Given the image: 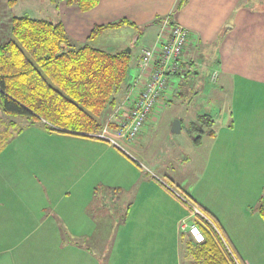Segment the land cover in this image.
I'll return each instance as SVG.
<instances>
[{"label":"crops","instance_id":"obj_1","mask_svg":"<svg viewBox=\"0 0 264 264\" xmlns=\"http://www.w3.org/2000/svg\"><path fill=\"white\" fill-rule=\"evenodd\" d=\"M245 1L219 0L223 4L221 21L208 22L204 27L195 16L187 14V6L183 9L185 22L178 20L182 13L181 0H100L87 11L68 5L64 0H51L56 19L50 21L64 24L72 47L88 43L96 48L118 52L121 51L122 39L106 42L109 37H116L114 32L127 30L128 40H134L137 34L150 32L155 27L154 40L145 48L152 47L162 30L164 19L170 17L190 31L184 58L192 62V68L183 77L177 75L171 80L160 104L144 125L140 138L130 143L133 154L101 139L75 135L80 138L78 144H82L87 152L91 150V142H94V150L98 154L88 155L81 151L76 160L75 156L44 158L45 166L39 164L37 172L45 179V188L36 186L34 190L43 189L39 197L45 196L47 201L40 207L47 208V213L41 215L35 210L36 217L30 222L24 221L26 229L30 225L32 227L22 238L21 234L16 235L15 182L10 181L7 184L10 188H6L12 191L13 197H10L11 193L6 195L0 191V264H116L117 251L120 252L121 248L125 249L124 254L132 249L134 258L125 264H184V257L190 253L189 241L193 240L190 227L193 224L199 226L198 215L201 213L212 223L215 222L235 256L244 264H261V259L257 257H264V217L256 207L262 199L264 201V51L254 63L248 60L247 70L241 55L236 68L233 63L227 68L220 93L231 108L228 107L229 118L220 110L223 120L219 131L212 129L214 134H209V130H205L200 144L195 145L190 125L198 123L200 116L209 114L188 119V134L179 142V151L176 150L178 159L170 155L167 159L170 163L180 162L184 166L182 172L164 169L168 167L165 162L159 160L157 157L160 156H156L154 151L150 152L155 138L150 139L148 133L155 126L165 125L166 114L161 111L166 101L183 93L187 80L193 79L196 74L193 73V66L197 65L206 50L212 49L206 45L212 43L207 35H214L216 31L228 34L237 28L243 45L252 43L254 50L255 42L259 43L258 47L264 44V0H247L251 8L245 7ZM232 9L235 10L233 17L236 20L229 21L231 17L228 14L222 19L223 13ZM249 16H252V21L246 22ZM123 19L134 24L107 28L94 39H89L95 26ZM142 51L134 60L131 59L135 72L130 76L128 74L125 84L116 94L115 106L106 109L102 123L122 105L126 85L138 75ZM215 71L210 75L211 80ZM217 73V79L212 81L219 79L220 73ZM174 117L181 121V131L173 133L181 135L184 117L176 114ZM225 117L227 122H224ZM171 125L172 122L168 126ZM191 156L201 157L202 168L196 169V172H191L190 169L194 168H189L194 164ZM39 160L43 162L42 158ZM102 160L103 172L99 176L92 171L89 174L86 164ZM71 168L73 170L69 171ZM107 169H111L112 174ZM116 174L124 175L123 180L108 178ZM101 175H106L107 180ZM83 181L82 185L91 184L87 192L80 186ZM234 184L235 190L230 191V186ZM85 193L90 196L86 197ZM74 195L77 198L69 208ZM92 201L99 211L113 210L114 205V208L119 205L124 209L119 222L110 216L105 218L104 223L116 227L113 247L106 254V263L94 254L87 241L93 236V227L101 222L87 211ZM65 202L68 205L62 206ZM75 209H80L77 214L80 221L75 219ZM83 221L87 222V228L82 225ZM20 222L17 221V224ZM250 257H253L252 262Z\"/></svg>","mask_w":264,"mask_h":264},{"label":"rangeland","instance_id":"obj_2","mask_svg":"<svg viewBox=\"0 0 264 264\" xmlns=\"http://www.w3.org/2000/svg\"><path fill=\"white\" fill-rule=\"evenodd\" d=\"M244 4L245 7L251 8L247 0ZM186 6L188 8L187 14L189 16H195V18L198 19L204 27L208 22L213 23V21H221L223 4L220 3L219 0H183L180 8L182 9V13L178 17V20L180 21L185 22L186 20V13L183 11ZM263 7L262 9H264ZM54 9L55 6L54 4H51V0H0V43L13 38L11 18L14 16L29 14L35 18L55 20L56 15ZM234 11V9L228 12L225 11L222 15V19L226 14H228L231 17L229 21H235L236 18L233 17ZM248 20L251 22L252 16H249V18L247 17L246 22ZM156 30L157 28L153 27L150 29V32L142 31V33L137 34V37H135L134 40H128V35L126 34L127 30H121V32H114L116 37L114 38L111 36L109 37L110 39L106 40V42L110 43L112 40L117 39L116 41H118L122 39V45L119 49H132L130 52L131 59L134 60L141 53L143 48L149 46L151 42H153L152 40H154ZM245 30L247 31V26L245 27ZM237 32L238 29L236 28L234 32L231 31V33L228 34H223V31H219L218 33L216 31L214 35H207L211 38L212 43H207L206 45H210L212 49L206 50L203 56H201L200 61L197 62V65H195V67L193 66V73L196 72V74L193 76V79L187 80L186 85L183 87V93L166 101V105L161 111L162 114H166L165 125L162 127L159 125L155 126L148 132L150 139L155 138L150 152L154 151L156 156H160L157 158L159 160H163L168 166L165 168L163 166L165 170H169L171 172H182L184 169V166L180 165V162L176 161V163H170L167 159L168 155L172 156V158H177L178 154L176 156L175 154L176 150L179 151V142L182 141V139H185L188 134L186 128H188L187 121L189 118L195 119L196 115L209 114V116H211L215 121L214 126L206 127L202 124L198 125L204 130L213 129L215 131H219L220 124L223 120L222 115H220V110H223V113L225 114L227 113L226 117L229 118L230 112L228 107L231 108V104L226 103L224 98H221L220 93L224 78L223 76L227 72L229 65L233 63L235 65L234 68H236L237 59L241 55L246 62L244 67L247 70L249 67L248 60L250 59V61L254 63L255 58L264 51V44L258 47L259 43L255 42L254 50L252 48V43L243 45L240 40V34ZM139 70L140 69L138 67V72ZM213 70H217L220 73L217 81L211 80L210 75ZM129 71V76L134 74L135 70L133 66H130ZM175 114L177 116L184 117V130L181 135L172 132V125L171 127L168 126L170 122L173 124L174 121L177 120L176 117H174ZM226 117L224 122H227ZM18 129L22 131L18 133ZM7 133H12V135L5 143H3V138ZM203 134L204 132L202 133L199 130H194L193 132L194 137L203 136ZM74 136L75 135L65 133H49L45 127H43V124H39L37 122L31 123L25 116L22 115H5L0 109V181H2L0 182V191H3L6 195L7 193H11L10 197H13L12 191H7L6 188L9 187L7 184L10 181L15 182V189H13V192L15 193L14 197L16 201V235L21 234V238L26 235L29 232L30 227H32L31 225H28L29 227L26 229L24 221L30 222L31 219H34L36 217L35 210L39 211V214L41 215H46L47 213V208L40 207L43 204L45 205L47 201L45 196L39 197L44 192L43 189L41 191L34 190L36 186H43L45 188V179L40 177V174L37 172L39 164L41 166H45V161H43L44 158L46 156H75L76 160L77 154L81 153V151L82 153H88V155L93 153L98 154L96 150H94V142H91V150H88L87 152L82 144H78L80 138ZM128 148L132 153L130 144H128ZM40 158H42L43 162L39 160ZM191 158L194 161V164L189 165V168H194V170L190 169V171L196 172V169L202 168L201 157L191 156ZM67 161H69V158H67ZM69 163L70 162L67 164ZM157 163L159 164V162ZM82 166H85V164ZM85 168H88V171L90 172L89 174H91L92 171L94 175L99 176L103 172V160L98 163L86 164ZM71 170H73V168L69 171ZM110 170L111 169H107V172L112 174V171ZM105 176L101 175L102 178L107 180V177ZM123 176L124 175L116 174L115 176L108 178L123 180ZM231 179L234 180L232 177ZM83 183L84 181L80 184V186ZM235 187V184L230 186V191L235 190ZM82 189L84 192H87L88 189H91V184L89 182L85 183V185H82ZM89 196V194H86V197ZM72 197L73 199L68 206L69 208H72V203L74 204L77 195ZM230 202L232 203V201ZM261 203H264L263 199L256 208H259ZM65 205H68V203L65 202L62 204V206ZM86 206H88V204ZM114 207L115 205L112 207L113 210L106 209L105 211H99L97 205L93 204L92 201L91 205L87 208V211L93 214L96 220L98 219L101 221L98 226L93 227V236L88 238L87 241L90 244V249L97 257L100 256L104 263H106L107 260L106 254H108L113 247L116 228L114 225L104 223L106 220L105 218L110 216L111 218L117 219L116 222H119L122 219L124 212V209L119 205L117 208ZM78 211L80 212V209L73 210L75 219L80 221L81 219L77 217ZM17 221H21L19 225L17 224ZM82 225L86 228L88 227L86 221H83ZM124 251V248H121L120 252L117 251L116 257L118 260L116 264H125L126 262L133 260L134 257H132V249L129 248L125 254ZM257 259H261V264H264V257H257ZM183 260L184 264H195L190 253L189 256L184 257ZM249 260L252 262L253 257H250Z\"/></svg>","mask_w":264,"mask_h":264},{"label":"trees","instance_id":"obj_3","mask_svg":"<svg viewBox=\"0 0 264 264\" xmlns=\"http://www.w3.org/2000/svg\"><path fill=\"white\" fill-rule=\"evenodd\" d=\"M64 1L83 11L100 2ZM128 23L134 24L123 19L97 25L89 39L107 28ZM11 25L13 38L0 43V109L3 113L22 115L31 123H42L49 133L96 138L90 134L102 129L104 112L115 106L116 94L128 78L131 53L126 50L111 52L88 43L72 47L61 21L24 14L14 16ZM198 124L212 127L214 120L203 115L198 123L191 125L190 134L195 145L200 144L202 136L194 137V130L205 132ZM208 133L214 134L212 130ZM11 135L7 133L3 143ZM259 209L264 217V203ZM214 223L198 215L204 240L196 242L193 239L188 244L195 264H243Z\"/></svg>","mask_w":264,"mask_h":264},{"label":"built area","instance_id":"obj_4","mask_svg":"<svg viewBox=\"0 0 264 264\" xmlns=\"http://www.w3.org/2000/svg\"><path fill=\"white\" fill-rule=\"evenodd\" d=\"M189 35V29L183 24L170 17L164 19L156 43L142 51L140 70L135 80L126 85L122 105L103 123L99 132L90 135L129 153L128 144L138 140L171 80L191 70L192 62L184 58ZM217 77L215 71L212 80ZM190 232L196 242L204 240L198 225L193 224Z\"/></svg>","mask_w":264,"mask_h":264},{"label":"water","instance_id":"obj_5","mask_svg":"<svg viewBox=\"0 0 264 264\" xmlns=\"http://www.w3.org/2000/svg\"><path fill=\"white\" fill-rule=\"evenodd\" d=\"M128 52H130L129 50H126ZM181 131V121L179 119L175 120L173 125H172V132L178 133Z\"/></svg>","mask_w":264,"mask_h":264}]
</instances>
